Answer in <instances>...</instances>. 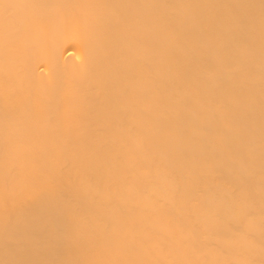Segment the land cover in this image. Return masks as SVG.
Returning a JSON list of instances; mask_svg holds the SVG:
<instances>
[{
  "label": "bare ground",
  "instance_id": "obj_1",
  "mask_svg": "<svg viewBox=\"0 0 264 264\" xmlns=\"http://www.w3.org/2000/svg\"><path fill=\"white\" fill-rule=\"evenodd\" d=\"M0 264H264V0H0Z\"/></svg>",
  "mask_w": 264,
  "mask_h": 264
}]
</instances>
